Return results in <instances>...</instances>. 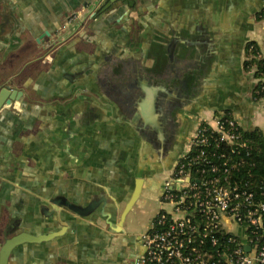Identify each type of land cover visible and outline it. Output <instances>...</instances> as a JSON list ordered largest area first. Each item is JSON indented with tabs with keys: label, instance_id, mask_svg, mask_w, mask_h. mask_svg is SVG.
Returning <instances> with one entry per match:
<instances>
[{
	"label": "crops",
	"instance_id": "obj_1",
	"mask_svg": "<svg viewBox=\"0 0 264 264\" xmlns=\"http://www.w3.org/2000/svg\"><path fill=\"white\" fill-rule=\"evenodd\" d=\"M87 1L0 0V11L17 27L11 38L0 35L2 84L25 94L16 102L18 110L0 112V264L13 238L21 243L8 264H134L143 253V247L128 245L142 234L126 224L131 214L126 226L120 224L123 172L108 155L106 133L92 132L89 108L63 112L55 95H70L75 77L89 73L99 53L96 41L161 0H143L146 7L139 1L134 13L116 7L94 19ZM74 13L88 21L86 27L69 21ZM254 33L264 58V19ZM53 42L60 45L42 51ZM247 95L231 97L229 110L264 129V100L256 104ZM91 201L93 212L84 214Z\"/></svg>",
	"mask_w": 264,
	"mask_h": 264
},
{
	"label": "water",
	"instance_id": "obj_2",
	"mask_svg": "<svg viewBox=\"0 0 264 264\" xmlns=\"http://www.w3.org/2000/svg\"><path fill=\"white\" fill-rule=\"evenodd\" d=\"M139 1L146 7L143 0H88L86 6L89 11L93 8L94 19L100 2L108 3L103 14L121 6L134 13ZM156 4L139 19L129 18L125 28L96 41L99 53L89 73L75 77L70 95H55L59 101L75 97L63 112L81 105L89 108L92 132L101 128L109 145L114 132L134 140L131 167L137 182L121 225L136 209L145 179L163 177L175 167L194 128L192 117L212 108L227 111L229 98L247 95L254 86L245 75V49L254 42L251 37L264 0H161ZM4 13L2 9L0 35L11 38L17 27ZM73 20L74 25L85 22L75 13L69 18ZM59 45L53 42L42 51ZM2 81L0 75V112L18 110L16 102L24 92L11 90ZM120 170L127 172L123 163ZM95 205L91 201L84 214L93 212ZM20 243L19 238L6 242L1 264H8Z\"/></svg>",
	"mask_w": 264,
	"mask_h": 264
},
{
	"label": "built area",
	"instance_id": "obj_3",
	"mask_svg": "<svg viewBox=\"0 0 264 264\" xmlns=\"http://www.w3.org/2000/svg\"><path fill=\"white\" fill-rule=\"evenodd\" d=\"M196 118L162 177L161 209L142 233L136 264H264V182L240 173L248 146L241 127L231 114Z\"/></svg>",
	"mask_w": 264,
	"mask_h": 264
},
{
	"label": "trees",
	"instance_id": "obj_4",
	"mask_svg": "<svg viewBox=\"0 0 264 264\" xmlns=\"http://www.w3.org/2000/svg\"><path fill=\"white\" fill-rule=\"evenodd\" d=\"M256 19L257 21L264 19V10L256 16ZM245 50L249 59L244 63L245 72L251 73L252 69H255L251 77L254 84L251 92V100L257 104L264 100V58L261 57L260 49L255 42L247 44ZM208 111L221 115L231 114L237 120L243 132V140L248 144L242 155L245 158V166L240 173L243 177L247 172H251V175L247 176V178H250L256 185L264 182V129L244 123L239 115L231 110L220 112L219 108H212ZM216 116L219 115L216 114ZM237 173L239 172L235 174Z\"/></svg>",
	"mask_w": 264,
	"mask_h": 264
},
{
	"label": "flooded vegetation",
	"instance_id": "obj_5",
	"mask_svg": "<svg viewBox=\"0 0 264 264\" xmlns=\"http://www.w3.org/2000/svg\"><path fill=\"white\" fill-rule=\"evenodd\" d=\"M103 3L100 2L98 4L97 7L100 9V11L98 12V14L96 16L102 15L101 14L102 8L107 6V4H108V3H104V4ZM87 23H88V21H85L82 25V28L86 27ZM73 100H74V96H72V95L66 99L60 100L61 103H63V104H61V106L66 107ZM112 136L113 137L115 136V139L117 140V142H116V145H114L113 142L110 143V146L108 147V150H109L108 155L111 157H115L120 162V164L123 163V165L127 169V172H123V175H122L123 179L121 181H119V183H118L120 185V188H121V197L125 195V198L122 201L123 207L125 208L128 200L133 195V192H134L135 186H136V182H137L136 175L133 171V168L131 167V165L133 164V161H134V159H133L134 151L133 150L135 148V142L127 134H123V133L121 134V133H115L114 132ZM156 178H158V180L160 182V191H161L162 178L156 176L154 178L145 179V181L141 187V193H140L139 201L136 204V206L139 207L140 210H141V208L148 205L147 201L150 197V189L153 187L152 186L154 184L153 180ZM159 197H160V194H159ZM123 211H124V209H123ZM123 211H122V213H123ZM133 211H131L129 214H132ZM128 215H127V217H128ZM127 217H126V220H127ZM120 220H121V217H120ZM126 224H127V221H126ZM126 224L124 223L122 225L126 226ZM121 230H122V228H121ZM124 232H125V229H124ZM142 233H143V231H142ZM126 236H128V235H126ZM129 240H130V243H128V245L132 244L136 248H142L143 247L142 234L139 237H135L132 241H131V238ZM137 258L136 257H135V259L133 258L134 264H136Z\"/></svg>",
	"mask_w": 264,
	"mask_h": 264
},
{
	"label": "rangeland",
	"instance_id": "obj_6",
	"mask_svg": "<svg viewBox=\"0 0 264 264\" xmlns=\"http://www.w3.org/2000/svg\"><path fill=\"white\" fill-rule=\"evenodd\" d=\"M252 37H253V35H252ZM245 75H246V77H248L247 75H250V74L248 72H245ZM243 97L247 98V97H249V95H244ZM229 100L231 101V98H229ZM216 114L219 116L221 115L218 113H216ZM216 114H214V112H212V111H207V112H204L202 114V118L205 120H213L216 118V116H215ZM200 116L201 115L192 117L194 123L197 119L196 117H200ZM112 141H113L114 145H116L117 140L115 139V136L112 138ZM159 177L162 178V176H159ZM153 182H154V184L152 185L153 187L150 189V197L147 201L148 205L141 208V210L139 209V207H136V209L131 214L132 220L129 219L127 221L128 222L127 225H129L131 227V229L133 231H135L137 234L141 230L144 231V230L148 229V227L150 226L151 219L161 209V206H160L159 201H158L159 200V194H160V182H159L158 178L154 179ZM142 225H145V227L142 228Z\"/></svg>",
	"mask_w": 264,
	"mask_h": 264
}]
</instances>
